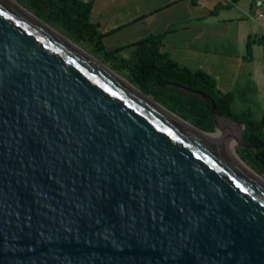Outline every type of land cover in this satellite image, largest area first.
Instances as JSON below:
<instances>
[{
	"label": "water",
	"instance_id": "95a60500",
	"mask_svg": "<svg viewBox=\"0 0 264 264\" xmlns=\"http://www.w3.org/2000/svg\"><path fill=\"white\" fill-rule=\"evenodd\" d=\"M30 16L0 0V264H264L243 126L152 99L177 122Z\"/></svg>",
	"mask_w": 264,
	"mask_h": 264
},
{
	"label": "crops",
	"instance_id": "0c3cea01",
	"mask_svg": "<svg viewBox=\"0 0 264 264\" xmlns=\"http://www.w3.org/2000/svg\"><path fill=\"white\" fill-rule=\"evenodd\" d=\"M218 3L230 7L210 15ZM251 14V0H198L197 5L190 0H93L89 21L106 34L102 39L106 50L171 28L161 52L180 66L211 75L220 91L233 93V111L242 112L253 103V88L257 94L258 86L264 87V29L248 17ZM257 69L261 74L253 80ZM261 112L263 119L264 105Z\"/></svg>",
	"mask_w": 264,
	"mask_h": 264
},
{
	"label": "trees",
	"instance_id": "16d2710c",
	"mask_svg": "<svg viewBox=\"0 0 264 264\" xmlns=\"http://www.w3.org/2000/svg\"><path fill=\"white\" fill-rule=\"evenodd\" d=\"M14 1L128 81L146 97L206 133H213L215 130L210 109L212 100L218 116L243 126L242 141L252 149H236L235 153L264 180V118L254 119L249 108L240 113L233 111L232 92L220 91L215 79L208 73L180 66L167 53L161 52L163 39L171 33V28L129 45L106 50L102 44L106 34L99 33L98 25L89 21L93 0ZM235 1L237 0H232ZM190 2L197 5L198 0ZM229 7V4L218 3L210 11V15H216L219 10ZM251 45L252 41L249 40L246 46L248 56L251 54ZM129 49L128 55H122ZM183 89L199 91L210 100L205 101Z\"/></svg>",
	"mask_w": 264,
	"mask_h": 264
},
{
	"label": "bare ground",
	"instance_id": "6f19581e",
	"mask_svg": "<svg viewBox=\"0 0 264 264\" xmlns=\"http://www.w3.org/2000/svg\"><path fill=\"white\" fill-rule=\"evenodd\" d=\"M32 17V16H30ZM34 20H36L37 22H39L37 19H35L34 17H32ZM40 24H42L44 27H46L47 29H49L50 31H52L54 34H56L57 36H59L61 39H63L64 41H66L67 43H69L71 46H73L74 48H76L78 51H81V53H83L85 56H87L89 59H91L93 62H95L97 65H99L100 67H102L104 70H106L108 73H110L112 76H114L116 79H118L119 81H121L123 84H125L127 87H129L131 90H133L135 93H137L138 95H140L142 98H144L146 100V102L148 101L150 104H152L153 106H155L157 109H159L161 112H163L165 115H167L168 117L176 120L177 122L192 128L194 130H196L195 128L191 127L190 125H188L187 123L183 122L182 120H180L179 118H177L176 116L172 115L171 113L167 112L166 110H164L163 108H161L159 105H157L151 98H146V96H144L143 94H141L139 91H137L136 89H134L132 87V85H130V83H128L126 80L122 79L121 77L115 75L113 72H111L109 69H107L106 67L102 66L97 60H95L94 58L90 57L88 54L85 53V51H82L80 48H78L77 46H75L71 41L65 39L63 36L59 35L58 33H56L54 30H52L51 28H49L48 26H46L45 24L39 22ZM198 131V130H197ZM231 134H232V130L229 129L228 130V134L226 135V146L227 149L229 150V152L232 154V156L252 175L254 176L257 180H259L262 184H264V181L258 177L257 175H255L244 163H242L237 155L235 154L234 150L232 149V146L234 148V144L231 140Z\"/></svg>",
	"mask_w": 264,
	"mask_h": 264
},
{
	"label": "rangeland",
	"instance_id": "374dc122",
	"mask_svg": "<svg viewBox=\"0 0 264 264\" xmlns=\"http://www.w3.org/2000/svg\"><path fill=\"white\" fill-rule=\"evenodd\" d=\"M243 1L245 2V1H249V0H243ZM263 36H264V30H263ZM260 74L261 73L259 72V70H258V72H253L252 79H253V77H254V79L257 76L259 77ZM252 95H253V103H252V105H246V107H244L242 112L249 108L251 110L252 117L254 119H256V120H261L262 116H263V113L261 112V106L264 105V87L262 88V85L258 86V93L257 94H255L254 88H253ZM256 102H257V104H256ZM234 109L235 110L237 109V105L234 106ZM237 113H240V112H237ZM232 149L234 150L233 146H232Z\"/></svg>",
	"mask_w": 264,
	"mask_h": 264
},
{
	"label": "built area",
	"instance_id": "2783aa9c",
	"mask_svg": "<svg viewBox=\"0 0 264 264\" xmlns=\"http://www.w3.org/2000/svg\"><path fill=\"white\" fill-rule=\"evenodd\" d=\"M252 21L264 29V0H251Z\"/></svg>",
	"mask_w": 264,
	"mask_h": 264
}]
</instances>
